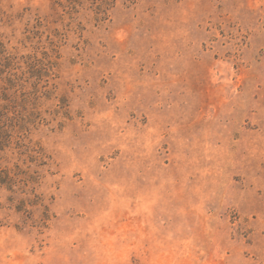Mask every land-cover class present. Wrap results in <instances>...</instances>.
<instances>
[{"label":"rangeland","instance_id":"374dc122","mask_svg":"<svg viewBox=\"0 0 264 264\" xmlns=\"http://www.w3.org/2000/svg\"><path fill=\"white\" fill-rule=\"evenodd\" d=\"M0 264H264V0H0Z\"/></svg>","mask_w":264,"mask_h":264},{"label":"trees","instance_id":"16d2710c","mask_svg":"<svg viewBox=\"0 0 264 264\" xmlns=\"http://www.w3.org/2000/svg\"><path fill=\"white\" fill-rule=\"evenodd\" d=\"M92 1H96V0H92ZM104 2H105V0H104Z\"/></svg>","mask_w":264,"mask_h":264}]
</instances>
